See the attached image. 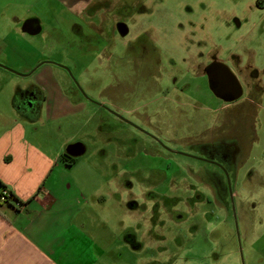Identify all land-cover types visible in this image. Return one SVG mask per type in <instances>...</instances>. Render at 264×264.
<instances>
[{
    "label": "rangeland",
    "instance_id": "374dc122",
    "mask_svg": "<svg viewBox=\"0 0 264 264\" xmlns=\"http://www.w3.org/2000/svg\"><path fill=\"white\" fill-rule=\"evenodd\" d=\"M93 8L45 13L39 42L57 41L67 55L78 40V59L66 60L95 103L76 140L87 147L79 175L94 168L88 192L108 198L97 209L108 219L99 242L120 251L116 235L138 237L131 264L152 255L161 264H264V0H100ZM55 50L48 60L62 62ZM214 63L240 80L236 101L212 91L204 74ZM226 156L233 198L226 172L209 162Z\"/></svg>",
    "mask_w": 264,
    "mask_h": 264
},
{
    "label": "crops",
    "instance_id": "0c3cea01",
    "mask_svg": "<svg viewBox=\"0 0 264 264\" xmlns=\"http://www.w3.org/2000/svg\"><path fill=\"white\" fill-rule=\"evenodd\" d=\"M99 1L0 0V195L3 188L11 193L0 200V264H131L132 253H139L128 251L130 246L142 248L131 235L113 238L120 251L99 242L108 219L97 209L108 198L88 192L84 180L91 181L94 168L85 165L79 175L87 147L76 140L78 120L95 103L76 89L66 60L78 59V40L67 55L59 42L43 41L45 13L91 15ZM55 48L66 55L62 62L48 60ZM45 62L49 70L40 67ZM75 143L82 144L79 154ZM161 263L152 255L144 264Z\"/></svg>",
    "mask_w": 264,
    "mask_h": 264
},
{
    "label": "water",
    "instance_id": "95a60500",
    "mask_svg": "<svg viewBox=\"0 0 264 264\" xmlns=\"http://www.w3.org/2000/svg\"><path fill=\"white\" fill-rule=\"evenodd\" d=\"M121 33L124 35L127 31L120 29ZM208 79L212 91L219 97H225V95H231V99L237 100L243 95V86L232 71V69L225 63H218V66L215 69H212L208 72ZM115 115L122 117L118 112L112 111ZM72 148L78 154L82 152V144L75 143L72 145ZM229 181V190L230 195L233 198V191L230 184V178L227 171H225ZM241 254L242 248H240ZM243 255V254H242Z\"/></svg>",
    "mask_w": 264,
    "mask_h": 264
},
{
    "label": "flooded vegetation",
    "instance_id": "af4514ba",
    "mask_svg": "<svg viewBox=\"0 0 264 264\" xmlns=\"http://www.w3.org/2000/svg\"><path fill=\"white\" fill-rule=\"evenodd\" d=\"M119 24H121V23H119ZM218 66V63H214L213 65H209L208 67H207V69L206 70H209V71H211L212 69H215L216 67ZM209 71H207V74H204L205 76H207V78H208V72ZM72 83H74V85H75V87H76V89L78 90V80H76L73 76H72ZM221 99H231V95H225V97H220ZM229 101H233V99H231V100H229ZM234 101H236V100H234ZM111 113H113L112 112V109H108ZM114 114V113H113ZM115 115V114H114ZM115 116H117V115H115ZM117 117H119V116H117ZM119 118H121L123 121H124V123H127L128 125H130L131 127H133V128H137L138 126L137 125H135L131 120H129L128 118H126V117H124V116H122V117H119ZM150 137H152V138H154L155 140H157V138L155 137V136H151V135H149ZM224 159V161L226 162V164L227 165H224L223 166V163L225 164V162H223L222 160ZM222 160H217L218 162H220V163H218V162H212V161H209L210 163H213V164H215V165H217L219 168H221L222 170H224V171H228V170H230V168H229V166H228V163H227V161H228V156H226L225 158H223Z\"/></svg>",
    "mask_w": 264,
    "mask_h": 264
},
{
    "label": "built area",
    "instance_id": "2783aa9c",
    "mask_svg": "<svg viewBox=\"0 0 264 264\" xmlns=\"http://www.w3.org/2000/svg\"><path fill=\"white\" fill-rule=\"evenodd\" d=\"M11 196V193L8 189L3 188L1 191V195H0V200L2 202H5L6 200H8V198Z\"/></svg>",
    "mask_w": 264,
    "mask_h": 264
},
{
    "label": "trees",
    "instance_id": "16d2710c",
    "mask_svg": "<svg viewBox=\"0 0 264 264\" xmlns=\"http://www.w3.org/2000/svg\"><path fill=\"white\" fill-rule=\"evenodd\" d=\"M22 92H20V91H18L17 92V94H16V100H18V96L21 94ZM38 104H40V102L38 103ZM16 106H18V104H16ZM39 106V105H38ZM62 159H66V155L64 154L63 156H62Z\"/></svg>",
    "mask_w": 264,
    "mask_h": 264
}]
</instances>
